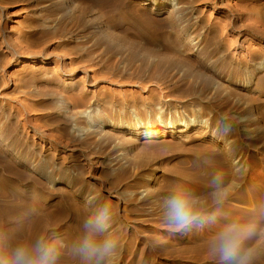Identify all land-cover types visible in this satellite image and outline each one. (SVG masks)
Instances as JSON below:
<instances>
[{
  "label": "rangeland",
  "instance_id": "rangeland-1",
  "mask_svg": "<svg viewBox=\"0 0 264 264\" xmlns=\"http://www.w3.org/2000/svg\"><path fill=\"white\" fill-rule=\"evenodd\" d=\"M156 1L0 0V230L13 245L59 239L60 264H84L73 244L108 201L112 264H211L206 233L264 207V0ZM177 187L216 224L168 229Z\"/></svg>",
  "mask_w": 264,
  "mask_h": 264
},
{
  "label": "clouds",
  "instance_id": "clouds-1",
  "mask_svg": "<svg viewBox=\"0 0 264 264\" xmlns=\"http://www.w3.org/2000/svg\"><path fill=\"white\" fill-rule=\"evenodd\" d=\"M223 127L227 131L231 125L224 121ZM212 186V204L223 205L229 193L219 176L213 179ZM208 207L206 198L190 188L177 187L164 200V221L174 234H186L196 225L216 224L217 217L208 214ZM113 215L112 204L105 201L83 219L73 251L84 264H112L120 255L121 238L111 232ZM206 235L211 264H264V243H257L264 238V207L255 216L226 219ZM62 248L61 240L44 236L13 245L8 232L0 230V264H60Z\"/></svg>",
  "mask_w": 264,
  "mask_h": 264
},
{
  "label": "bare ground",
  "instance_id": "bare-ground-1",
  "mask_svg": "<svg viewBox=\"0 0 264 264\" xmlns=\"http://www.w3.org/2000/svg\"><path fill=\"white\" fill-rule=\"evenodd\" d=\"M141 1H142V2H141V5H142V6H145V7L149 6V7H152V8H153V7H157V6H158V2H157L156 0H141ZM174 8H175V9H174ZM176 10H177V8L173 6V8L171 9L170 13L173 14L174 12H176ZM241 15H242V14L239 13V14L236 16V18H238V16H239V17H242ZM254 33H256V34H260L258 31H254Z\"/></svg>",
  "mask_w": 264,
  "mask_h": 264
}]
</instances>
